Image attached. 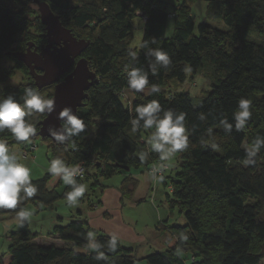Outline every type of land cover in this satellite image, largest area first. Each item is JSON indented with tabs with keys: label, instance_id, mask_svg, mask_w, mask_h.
<instances>
[{
	"label": "trees",
	"instance_id": "1",
	"mask_svg": "<svg viewBox=\"0 0 264 264\" xmlns=\"http://www.w3.org/2000/svg\"><path fill=\"white\" fill-rule=\"evenodd\" d=\"M5 1L8 4L0 3V94H13L19 99L25 86H34L33 81L27 68L7 53L24 51L31 42L27 40L34 39L30 36V24L38 20V14L34 0ZM39 1L46 2L77 39L89 41L82 57L98 78L87 92L84 106L78 109L86 125L91 120L100 121L93 137L87 139L86 127L84 133L74 138L76 149L67 150L65 145L43 139L49 142L51 159L60 157L69 166L81 165L84 174L77 177L78 183L92 177L97 187L99 178L110 179L125 167L130 170L143 163L146 168L159 160L158 154L140 144L144 129L131 131L134 113L129 110L130 105L135 107L156 99L165 110L183 111L187 114L189 147L179 153L181 172L172 180L174 199L170 207L178 208L186 224L158 225L157 230L165 233L168 241L174 240V244L143 260L146 264H259L264 260V148L257 154L255 165L245 167L242 163L255 137H264V0ZM172 1L176 3L171 4ZM197 2L206 3L207 22L195 26L191 7ZM9 3L14 4V9ZM169 17L173 20V33L167 37ZM134 18L143 19L142 39H155L148 48L164 50L172 64L156 75L149 72V83L156 85L159 93L144 95L133 90L134 99L124 105L123 92L129 89L126 66L147 71L151 61L146 56L147 49H131L138 52L135 61L128 55ZM216 22H222L227 30L210 25ZM43 34L37 37L38 45L32 42L38 49L46 43ZM4 58L15 60L16 66L27 70L25 83L9 85L17 69L13 64L9 69L2 66ZM202 69L208 72L211 85V91L203 97L193 99L189 93L178 91L166 95L163 91L168 83L183 84L187 72L193 78ZM49 88L41 89V94L51 97ZM240 98L252 101V116L244 130L226 133L220 121L227 118L234 123L233 113ZM200 114L206 118L200 120ZM44 117L37 114L32 119L39 123ZM0 138L22 148L35 144L36 139L18 142L7 131L0 133ZM142 151H149L143 161L138 155ZM53 177L47 172L32 179L39 186L37 196L23 201L17 209L0 208V216L16 215L27 203L50 206L66 199L71 187L65 185L62 192L49 188ZM136 187L135 179L125 177L118 187L122 200L130 199ZM89 232L85 221L57 225L47 236L60 240L62 245L58 246L38 244V234L28 230L10 231L8 264H106L104 260L97 261L96 253L90 251ZM111 237L103 233L95 236V242L108 257L107 264H135L131 250L122 247L118 240L117 250L108 252ZM77 249L86 252L79 253ZM186 253L191 254L189 262L181 256Z\"/></svg>",
	"mask_w": 264,
	"mask_h": 264
},
{
	"label": "clouds",
	"instance_id": "2",
	"mask_svg": "<svg viewBox=\"0 0 264 264\" xmlns=\"http://www.w3.org/2000/svg\"><path fill=\"white\" fill-rule=\"evenodd\" d=\"M143 37V25L138 29ZM154 38L140 39L137 47L147 49L146 56L151 58L148 70L126 66L127 86L130 90L143 92L149 88L148 95L159 93L160 89L149 83V72L156 75L160 69L168 70L172 60L167 52L160 48H148ZM128 55L132 61L138 57L136 50H129ZM252 101L240 98L237 110L233 113L234 123H229L227 118L220 121L223 130L231 133L233 129L242 131L245 129L252 116ZM129 110L134 113L130 119L131 131L138 132L141 128L151 130L147 139L149 150L158 154L160 165L150 170L152 179L163 181V162L174 158L179 152H184L189 147V132L186 128V116L183 111L176 112L171 108H162L159 100L153 99L147 103L132 107ZM56 111L55 97H46L41 94L37 86H25L22 95L17 99L13 94H0V133L7 131L18 142H30L38 134L37 122L33 117L37 114L50 115ZM60 121L59 127L49 126L47 132L54 143L65 145L67 148L76 149V137L85 132L87 125L83 118L73 112L71 107L62 108L56 115ZM204 114L199 119L204 120ZM211 131V130H209ZM264 148V137L257 135L251 145L246 149V158L242 162L245 167L256 164V157L260 149ZM140 160H146L149 151L139 154ZM48 172L71 187L66 194L68 205H77L87 191L86 185L78 183L77 177L83 174V169L77 166H69L60 157H54L49 162ZM39 186L32 182L31 169L21 161L17 153L9 147L6 139L0 138V208L17 209L23 201L37 196ZM33 215L32 211L20 207L16 212L17 224L20 227ZM90 241V251L95 252L97 261L104 260L107 264L108 257L101 251V245L95 242L94 233H87ZM108 252L114 253L117 248V237L112 236L108 241Z\"/></svg>",
	"mask_w": 264,
	"mask_h": 264
},
{
	"label": "rangeland",
	"instance_id": "3",
	"mask_svg": "<svg viewBox=\"0 0 264 264\" xmlns=\"http://www.w3.org/2000/svg\"><path fill=\"white\" fill-rule=\"evenodd\" d=\"M0 3L8 4L5 0H0ZM175 3V1H172L171 4ZM9 6L14 9V4L9 3ZM35 8L38 14L36 5ZM205 10L206 3L204 2H197L191 7V15L195 26L199 23L207 22L205 19ZM142 21L143 19L139 18H134L132 20V36L129 40L130 49H138V42L142 39L141 32L138 29L142 27ZM210 25L223 31L227 30V27L222 22H216ZM42 28L43 25L40 23L38 14V20L30 24V36L34 37V39L29 38L27 42L31 41L38 45L37 37H39L42 33H45L44 30L42 31ZM13 50L17 49L13 48ZM14 61L15 60H12L11 58H4L1 64L9 69L12 64L15 65ZM15 68L17 69V72L9 82V85L12 87H16L27 81V70L16 65ZM207 73L208 72L206 70L202 69V71H200L197 75L190 78V74L187 72V78L183 84L175 85V83H168L162 89L166 95H171L175 91H178L189 93L193 99H199L211 91V85L209 78L207 77ZM51 87L48 90H50L53 94V88ZM148 92L149 88H146L141 93L147 95ZM123 94L124 96L122 97V102L124 105L131 103L135 97L133 90L130 89H125ZM99 122L100 121L98 120H91L88 122V140L93 137L95 128ZM150 133L151 130H143L141 134L140 144L147 148H149L147 145V139ZM34 141L37 147L33 155L29 157L28 160L31 162V165L33 164V174H31V177H33L32 179H39L48 172L52 154L49 148V142L44 141L39 137ZM10 147L13 152L17 151L16 145ZM33 156H35V159ZM21 161L23 162V160ZM161 163L162 162L160 160H157L156 162L148 165L146 168L142 163L138 166L132 167L129 171L122 170L119 174H116L110 179L101 180L99 178L98 181L100 185L97 187L94 184V179L92 177L86 178L82 180V184L86 185L87 191L77 205L70 206L67 204L66 199L63 198L50 206L38 207L31 203H27L24 205V208L31 210L33 215L27 222H25L23 227L18 226L16 215L0 216V255H3L2 264H8L9 262V256L7 254L10 244L8 232L28 230L39 235H47L51 230H53V227L57 225L64 226L69 222L76 220L87 221L88 219L86 214L89 210V205L95 204L98 206V204L102 202V187H111L112 185L115 187L120 185L123 179L128 176L137 181V187L132 197L130 199L125 198L122 209L120 211L118 210L121 221L129 227L128 230L131 232L125 236H119L126 237L119 238L121 240L120 244L125 249L131 250L132 255L136 259L135 264H146L143 258L153 253L163 252L167 248L172 247L174 244V240L168 241L167 235L160 232V230H157V226L162 224L166 226H183L186 224L185 218L179 212L178 208L176 206L173 208L170 207V202L174 199V195L172 194V180L175 178L176 174L181 172V159L179 152L174 158L163 162L166 166L163 171V181L154 180L150 175V169L153 166L160 165ZM56 183L57 182L55 181H51L49 187H56L58 192H62L65 184L62 181L60 185L56 186ZM110 211L113 215L117 212H114L113 210ZM111 224L115 226V222H109L107 226ZM97 225L103 226L101 223H97ZM114 228H116V226ZM102 229L103 228L96 227L92 229L91 232L94 233L95 237L97 234L102 233ZM113 233L115 234L108 235L116 236L119 235L120 231H117L116 229ZM46 238L44 239V242L49 243L52 241L57 242L58 244L61 243V241L56 238ZM76 252L83 253L86 251L77 249ZM181 256L187 262L190 261L191 254L186 253L181 254ZM259 264H264V260H262Z\"/></svg>",
	"mask_w": 264,
	"mask_h": 264
},
{
	"label": "water",
	"instance_id": "4",
	"mask_svg": "<svg viewBox=\"0 0 264 264\" xmlns=\"http://www.w3.org/2000/svg\"><path fill=\"white\" fill-rule=\"evenodd\" d=\"M37 6L40 23L44 28L43 37L46 43L35 47L27 43L24 51H11L7 55L22 63L28 70L33 85L39 90L53 87L56 111L38 123V134L34 138L53 139L49 136V126L59 127L57 113L64 107H71L78 115V109L84 106L87 92L97 82V74L90 69L88 60L82 57L89 46V41L77 39L64 27L56 15L44 1L34 0ZM79 116V115H78ZM60 145V144H59ZM129 168L125 167V171Z\"/></svg>",
	"mask_w": 264,
	"mask_h": 264
},
{
	"label": "crops",
	"instance_id": "5",
	"mask_svg": "<svg viewBox=\"0 0 264 264\" xmlns=\"http://www.w3.org/2000/svg\"><path fill=\"white\" fill-rule=\"evenodd\" d=\"M173 33V20L171 17H169L168 19V23H167V28H166V36L167 37H170ZM22 148L21 145H16V149L17 151H15V153H19L20 149ZM34 159H35V156H33ZM23 160V159H21ZM23 163H25L30 169H31V174L32 173V166L33 164L31 165V162L28 160V159H24L23 160ZM33 177H31L32 179ZM60 179L56 178V177H53L49 184L51 183V181H55V182H59ZM56 183V185H57ZM48 184V186H49ZM119 185L113 187V185L111 187H105L102 191V194H101V200L102 202H100V204L97 206L95 204L93 205H89V210L87 211V224L88 226L90 227V229H94L96 227H99V228H103L102 229V233L103 234H115L113 233L114 230L116 231H120L119 235H116L117 237V240L119 241L120 243V239L119 238H126V237H119L120 235H126V234H130L131 232L128 230L129 227L126 226L120 219V215H119V211L122 209V206H123V201L122 200V197H121V193L120 191L118 190ZM50 188V187H49ZM110 210H113L114 212H116V214H111ZM119 210V211H118ZM113 219V220H112ZM109 222H115V226L116 228H114L115 226H113L112 224L107 226L109 224ZM97 223H101L103 226H99L97 225ZM112 228V229H111ZM114 228V230H113ZM111 232V233H110ZM37 234V233H36ZM112 236V235H110ZM48 237L49 239H51V237L47 236V235H39L38 234V237L35 239V241L40 244V245H50V244H55V245H62V242L61 243H57V242H44V239ZM46 238V239H48ZM9 259V257H8Z\"/></svg>",
	"mask_w": 264,
	"mask_h": 264
},
{
	"label": "built area",
	"instance_id": "6",
	"mask_svg": "<svg viewBox=\"0 0 264 264\" xmlns=\"http://www.w3.org/2000/svg\"><path fill=\"white\" fill-rule=\"evenodd\" d=\"M11 145H9V147H10ZM10 149H11V147H10ZM36 150V145L35 144H30L28 147H26V148H21L20 149V151H19V157H20V159H28L29 157H31L32 155H33V152ZM79 167L80 168H82L83 169V167L81 166V165H79ZM153 167H155V166H153ZM152 167V168H153ZM151 168V169H152ZM150 169V170H151ZM83 174H84V169H83ZM83 174L81 175V176H79V177H82L83 176Z\"/></svg>",
	"mask_w": 264,
	"mask_h": 264
}]
</instances>
